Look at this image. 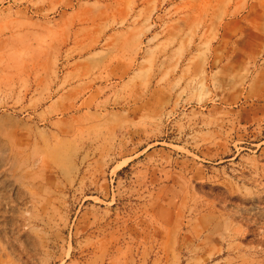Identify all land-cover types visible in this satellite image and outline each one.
Returning a JSON list of instances; mask_svg holds the SVG:
<instances>
[{"label": "rangeland", "instance_id": "obj_1", "mask_svg": "<svg viewBox=\"0 0 264 264\" xmlns=\"http://www.w3.org/2000/svg\"><path fill=\"white\" fill-rule=\"evenodd\" d=\"M0 264H264V0H0Z\"/></svg>", "mask_w": 264, "mask_h": 264}]
</instances>
